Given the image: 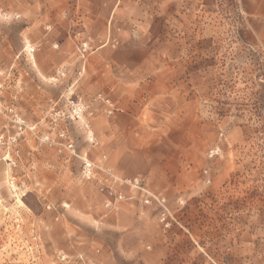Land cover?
<instances>
[{
	"label": "rangeland",
	"instance_id": "374dc122",
	"mask_svg": "<svg viewBox=\"0 0 264 264\" xmlns=\"http://www.w3.org/2000/svg\"><path fill=\"white\" fill-rule=\"evenodd\" d=\"M0 264H264V0H0Z\"/></svg>",
	"mask_w": 264,
	"mask_h": 264
},
{
	"label": "built area",
	"instance_id": "2783aa9c",
	"mask_svg": "<svg viewBox=\"0 0 264 264\" xmlns=\"http://www.w3.org/2000/svg\"><path fill=\"white\" fill-rule=\"evenodd\" d=\"M109 104L112 105V103ZM112 112L113 109L111 108L109 113ZM60 135L64 136L65 134L61 133ZM69 147H72V144H69ZM82 159V176L95 182L98 191L103 196V205L106 208L113 209L118 202L125 198L122 186H129L144 191L145 194L150 196L146 195L144 198L146 203H149L151 198H154L157 202L160 201L158 196L149 193V191L141 184L140 179L122 177L117 174L109 164L104 163L99 165L87 157H82Z\"/></svg>",
	"mask_w": 264,
	"mask_h": 264
},
{
	"label": "crops",
	"instance_id": "0c3cea01",
	"mask_svg": "<svg viewBox=\"0 0 264 264\" xmlns=\"http://www.w3.org/2000/svg\"><path fill=\"white\" fill-rule=\"evenodd\" d=\"M122 129L123 125L120 122V117L108 120L107 125L103 128L104 144L102 145L101 150L108 155L109 163L113 166L115 171L120 176H126L129 174L124 166L125 150L121 142H119V136ZM95 131L97 136L100 138L102 131L100 129H96ZM125 187L126 186H122V188Z\"/></svg>",
	"mask_w": 264,
	"mask_h": 264
}]
</instances>
